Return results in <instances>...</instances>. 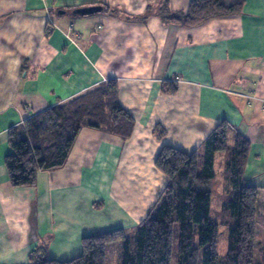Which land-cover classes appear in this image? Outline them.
Returning <instances> with one entry per match:
<instances>
[{
	"label": "crops",
	"instance_id": "crops-1",
	"mask_svg": "<svg viewBox=\"0 0 264 264\" xmlns=\"http://www.w3.org/2000/svg\"><path fill=\"white\" fill-rule=\"evenodd\" d=\"M98 2L115 13H77ZM161 2L0 0V264H32L41 246L71 261L87 236L134 230L167 187L162 149L192 154L224 120L250 142L245 181L264 188V0L196 27L142 19ZM190 2L169 5L185 12ZM109 80L131 137L84 128L64 167L12 187L9 130Z\"/></svg>",
	"mask_w": 264,
	"mask_h": 264
},
{
	"label": "trees",
	"instance_id": "trees-1",
	"mask_svg": "<svg viewBox=\"0 0 264 264\" xmlns=\"http://www.w3.org/2000/svg\"><path fill=\"white\" fill-rule=\"evenodd\" d=\"M245 0H191L185 12L170 9L169 0L147 7L165 25L196 27L217 17L239 14ZM101 12H111L98 2ZM169 87V85H168ZM165 86V91L176 90ZM168 88V89H166ZM135 122L119 102V85L109 80L65 104L51 107L9 130L12 153L5 159L10 184L34 187L40 172L64 167L84 128L131 137ZM160 134V139L164 134ZM250 142L228 121H222L198 150L186 154L164 147L156 168L168 179L147 218L132 231L116 230L87 236L82 255L71 261L50 260L45 246L31 254L32 264H264V188L244 179ZM222 171L219 174V167ZM221 176L223 197L212 210L211 186ZM227 231V251L219 238ZM262 240V246H260Z\"/></svg>",
	"mask_w": 264,
	"mask_h": 264
},
{
	"label": "rangeland",
	"instance_id": "rangeland-1",
	"mask_svg": "<svg viewBox=\"0 0 264 264\" xmlns=\"http://www.w3.org/2000/svg\"><path fill=\"white\" fill-rule=\"evenodd\" d=\"M218 168H219L218 171L220 174V171H222V170H221L220 166ZM221 180H222L221 176H219V180L214 182L211 186V190L213 192V202H212V210L213 211L216 210L220 206V203L222 201V197H223V191L222 190L223 189H222V181ZM97 207L99 208V205ZM263 211H264V209H263V207H261L260 212H263ZM220 230L223 231V233L220 235V238H219V252L223 255L227 251V243H228L227 231H226L225 227H223V226L220 227ZM259 230H260L259 232H261V230H262L261 225H259ZM262 236H263V234H262ZM114 258H115L114 251L110 250L109 254H108V261H109L108 264H113Z\"/></svg>",
	"mask_w": 264,
	"mask_h": 264
},
{
	"label": "water",
	"instance_id": "water-1",
	"mask_svg": "<svg viewBox=\"0 0 264 264\" xmlns=\"http://www.w3.org/2000/svg\"><path fill=\"white\" fill-rule=\"evenodd\" d=\"M102 8L100 6H93L89 8H83L77 11L78 14L88 16L95 13L101 12Z\"/></svg>",
	"mask_w": 264,
	"mask_h": 264
}]
</instances>
